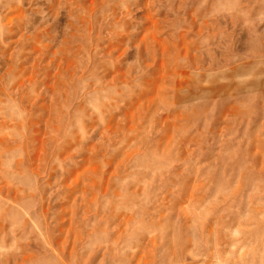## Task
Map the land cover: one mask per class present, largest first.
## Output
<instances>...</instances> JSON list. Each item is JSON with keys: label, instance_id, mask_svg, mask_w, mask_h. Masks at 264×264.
I'll use <instances>...</instances> for the list:
<instances>
[{"label": "rangeland", "instance_id": "374dc122", "mask_svg": "<svg viewBox=\"0 0 264 264\" xmlns=\"http://www.w3.org/2000/svg\"><path fill=\"white\" fill-rule=\"evenodd\" d=\"M0 264H264V0H0Z\"/></svg>", "mask_w": 264, "mask_h": 264}]
</instances>
